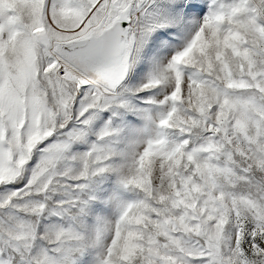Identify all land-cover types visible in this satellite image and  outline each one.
I'll list each match as a JSON object with an SVG mask.
<instances>
[{"label":"snow or ice","instance_id":"6c2138e0","mask_svg":"<svg viewBox=\"0 0 264 264\" xmlns=\"http://www.w3.org/2000/svg\"><path fill=\"white\" fill-rule=\"evenodd\" d=\"M0 264H264V0H0Z\"/></svg>","mask_w":264,"mask_h":264}]
</instances>
